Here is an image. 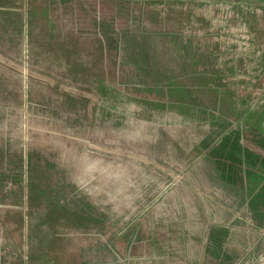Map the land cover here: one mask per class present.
<instances>
[{
  "label": "rangeland",
  "instance_id": "1",
  "mask_svg": "<svg viewBox=\"0 0 264 264\" xmlns=\"http://www.w3.org/2000/svg\"><path fill=\"white\" fill-rule=\"evenodd\" d=\"M231 132L264 156V0H5L0 264H264Z\"/></svg>",
  "mask_w": 264,
  "mask_h": 264
},
{
  "label": "crops",
  "instance_id": "2",
  "mask_svg": "<svg viewBox=\"0 0 264 264\" xmlns=\"http://www.w3.org/2000/svg\"><path fill=\"white\" fill-rule=\"evenodd\" d=\"M17 1L20 2L23 7L31 2V0ZM4 2L5 0H0V3ZM260 146H263V144ZM208 154L210 161L217 169L218 176L231 184L243 182L241 185L244 187V190H246L244 194L245 209L250 212L258 224L264 226L263 154L259 152L258 148H250V146L242 144L237 134L233 132L224 136L220 141L209 145ZM225 233L226 232L221 230L219 235L221 241L225 243L224 251H222L223 253L213 256L216 261L220 260L223 263L227 262V260H231L226 246L229 242V238Z\"/></svg>",
  "mask_w": 264,
  "mask_h": 264
}]
</instances>
